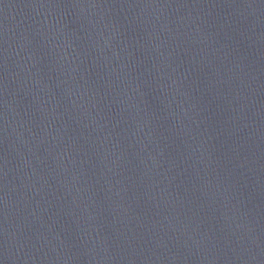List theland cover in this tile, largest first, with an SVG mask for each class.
<instances>
[{"label": "water", "instance_id": "1", "mask_svg": "<svg viewBox=\"0 0 264 264\" xmlns=\"http://www.w3.org/2000/svg\"><path fill=\"white\" fill-rule=\"evenodd\" d=\"M0 264H264V0H0Z\"/></svg>", "mask_w": 264, "mask_h": 264}]
</instances>
